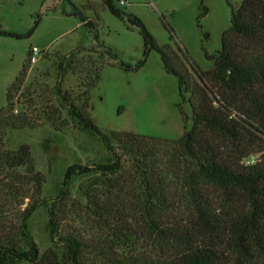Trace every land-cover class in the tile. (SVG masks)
Listing matches in <instances>:
<instances>
[{
  "label": "trees",
  "instance_id": "1",
  "mask_svg": "<svg viewBox=\"0 0 264 264\" xmlns=\"http://www.w3.org/2000/svg\"><path fill=\"white\" fill-rule=\"evenodd\" d=\"M100 1L122 18L112 0ZM224 1L229 27L219 51L204 54L208 71L180 45L158 46L137 18L126 20L143 53L155 51L182 100L187 96L182 121L191 127L175 140L97 128L89 102L104 66L97 48L48 56L56 72L50 87L48 72L23 86L28 66L21 68L0 108V264H264V0H240L236 8ZM206 13L200 5L199 17ZM83 24L93 29L89 20ZM0 36L19 38L1 29ZM66 75L74 77L72 87L62 85ZM45 126L93 135L105 157L70 164L57 194L41 198L45 179L31 170L28 146L9 151L4 142L8 131ZM253 154L256 160L244 164ZM95 173L114 184L90 191L91 215L71 198L69 184ZM41 206L59 258L50 250L39 255L29 234L28 218Z\"/></svg>",
  "mask_w": 264,
  "mask_h": 264
},
{
  "label": "rangeland",
  "instance_id": "2",
  "mask_svg": "<svg viewBox=\"0 0 264 264\" xmlns=\"http://www.w3.org/2000/svg\"><path fill=\"white\" fill-rule=\"evenodd\" d=\"M228 2L236 8L240 0ZM112 5L123 14L121 19L111 15L100 0H0V29L19 36H0V108L5 106L6 89L24 65L28 70L23 86L36 75L48 72L51 78L43 81L50 87L56 81V72L50 67L48 56L94 47L100 50L104 66L95 88L90 91L89 102L91 117L101 132H130L175 140L189 130L191 121H182V114L188 116L189 112L187 96L182 100L175 78L163 71L155 51L143 53L137 28L126 20L137 18L158 46L169 45L175 50L180 45L201 71H208L212 63L204 54L212 56L219 51L221 35L229 27L225 1L112 0ZM200 5L207 8L203 17H199ZM87 20L93 29L83 24ZM167 27L173 33L171 40ZM33 47L38 52L34 56L36 61L27 63ZM143 60L142 66L134 70ZM62 79L65 87L75 83L74 77L68 75ZM15 109L20 108L15 106ZM4 143L9 151L28 146L31 170L45 179L41 198L57 194L63 173L70 164H98L105 157L96 137L72 128L53 131L45 126L8 131ZM257 156L249 155L243 163L251 164ZM113 184V177L95 173L73 179L69 192L84 211L93 215L94 208L88 199L90 191L93 188L111 190ZM47 220L46 209L38 207L28 218V231L39 255L50 250L59 258L61 249L53 247L54 238L48 234Z\"/></svg>",
  "mask_w": 264,
  "mask_h": 264
},
{
  "label": "built area",
  "instance_id": "3",
  "mask_svg": "<svg viewBox=\"0 0 264 264\" xmlns=\"http://www.w3.org/2000/svg\"><path fill=\"white\" fill-rule=\"evenodd\" d=\"M119 3L120 4H122V2L121 1H119ZM38 52H37V49L36 48H31L30 50H29V57H28V61H29V63H34L35 61H36V58L34 57L36 54H37Z\"/></svg>",
  "mask_w": 264,
  "mask_h": 264
}]
</instances>
